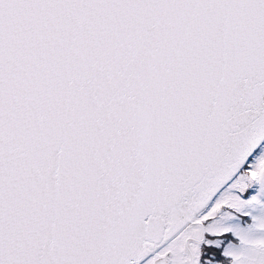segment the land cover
Segmentation results:
<instances>
[{
    "label": "snow or ice",
    "instance_id": "snow-or-ice-1",
    "mask_svg": "<svg viewBox=\"0 0 264 264\" xmlns=\"http://www.w3.org/2000/svg\"><path fill=\"white\" fill-rule=\"evenodd\" d=\"M0 264H264V0H0Z\"/></svg>",
    "mask_w": 264,
    "mask_h": 264
}]
</instances>
